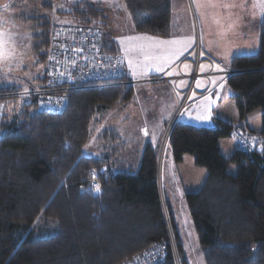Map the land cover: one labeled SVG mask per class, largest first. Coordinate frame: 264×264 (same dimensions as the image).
Masks as SVG:
<instances>
[{"label":"trees","instance_id":"1","mask_svg":"<svg viewBox=\"0 0 264 264\" xmlns=\"http://www.w3.org/2000/svg\"><path fill=\"white\" fill-rule=\"evenodd\" d=\"M123 1L136 32L169 35L170 0ZM67 13L82 25L104 15L99 4L84 1ZM21 18L32 27L38 61L47 62L50 19L35 11ZM104 46L118 51L107 35ZM228 68L225 83L240 119L264 109V18L257 50L233 55ZM127 78L60 90L67 104L55 113L38 111L36 95L0 84V264H122L155 244L165 253L157 264H188L167 206L169 221L164 216L152 145L145 144L136 169L115 158L112 172L109 154L117 155L120 136L110 126L101 136L112 141L109 154L81 153L96 113L133 97ZM35 79L32 90L44 87L45 70ZM236 129L260 142L227 158L218 141ZM166 147L176 160L189 154L206 168L200 189L185 195L205 264H264V111L256 131L217 117L213 126L175 121ZM230 162L238 164L234 174L226 170Z\"/></svg>","mask_w":264,"mask_h":264},{"label":"rangeland","instance_id":"2","mask_svg":"<svg viewBox=\"0 0 264 264\" xmlns=\"http://www.w3.org/2000/svg\"><path fill=\"white\" fill-rule=\"evenodd\" d=\"M77 1L97 3L101 6L104 15L94 19L91 25L100 27L104 35L112 40L125 58L129 77L136 81L131 99L96 113L91 125V134L81 153L109 154L112 141L101 136L103 129L111 126L120 136L119 141L116 140L115 143L114 154L117 155L109 154L111 171L117 170L115 158L127 161L136 169L139 166L141 151L149 142L158 153V186L165 219L169 221V216L172 219L187 263L205 264L185 195L200 189L207 171L205 167L194 162L192 155L183 154L181 160H176L172 151L166 147V139L175 121L196 126H213L216 117H226L231 121L237 118L235 125L241 122L242 125L247 123L254 130L260 128V117L264 109L254 108L241 120L234 101L227 99V90H230L223 81H220L219 83L223 84L210 94V98L220 100L209 108L190 105V96L200 81L198 77L203 76L206 82L216 74L214 71H218L221 75H218L217 79H223L224 76L226 78L233 72L228 68L233 55L256 51L258 23L264 18L261 15V7L264 5H259L258 0H170V33L162 38L136 32L123 0H6L3 6H0V32L6 34V50L11 52V55L0 59V84H13L23 89V92L31 91L38 84L35 77L42 74L47 66V62L38 61L32 50V27L28 21L21 18V13L35 11L45 14L52 24H78L77 20L67 13ZM41 3H45V7L39 5ZM161 41L176 43H160ZM182 49L188 50L185 53ZM183 57L186 61L180 63L179 60ZM173 61V67L169 68L167 76L180 70L189 74L194 71V66L199 74L193 81H185L188 83L186 87L189 83L192 87L186 99L187 103L183 107L181 104L179 108L184 94L183 90L181 91L184 82L176 85L177 81H174L173 90H169L162 87L163 81H159L165 79L160 75H166L161 74V71ZM188 61H191V68L185 70ZM203 62L207 63V72L200 74ZM180 76L182 75L178 78ZM227 100L229 104L231 101L232 106L227 104ZM230 109H233V112ZM209 112L212 115L211 122H201L199 117L207 116ZM144 129L147 130V135L142 131ZM221 142H224V145ZM218 143L222 145L221 153L227 158L239 147L234 135L220 138ZM237 168V163L230 162L226 170L234 174Z\"/></svg>","mask_w":264,"mask_h":264},{"label":"built area","instance_id":"3","mask_svg":"<svg viewBox=\"0 0 264 264\" xmlns=\"http://www.w3.org/2000/svg\"><path fill=\"white\" fill-rule=\"evenodd\" d=\"M104 41V32L98 26L58 23L51 25L45 69L46 85L27 91L36 95L38 111L55 113L62 110L67 104V99L60 90L81 88L94 82L123 79L127 76L123 54L120 51L107 50ZM193 70L188 76L189 81L199 76L197 67L194 66ZM124 82L131 86L136 84L131 78L125 79ZM191 87L189 83V86L183 89L184 94L178 108L187 103ZM2 111L0 105V123ZM233 135L243 150H252L260 142L257 135L241 129L234 130ZM164 255L162 246L155 244L122 264H157Z\"/></svg>","mask_w":264,"mask_h":264},{"label":"crops","instance_id":"4","mask_svg":"<svg viewBox=\"0 0 264 264\" xmlns=\"http://www.w3.org/2000/svg\"><path fill=\"white\" fill-rule=\"evenodd\" d=\"M5 1L6 0H0V6H3V4L5 3ZM0 11H1V9H0ZM58 24H61V23H58ZM186 50H188V49H184L182 52L185 51V53H186L187 52ZM174 60L176 61L177 58H175ZM183 61H186V58L183 59V60L181 58L179 60L180 63H182ZM173 63H174V61L171 62L167 66V68H165L164 70L161 71V74L162 73H165L166 75H160V76H163L165 79L164 80H159V81H163L164 86H162V87H166V89H169V90H173V85H175L174 84V81H175V83L177 81L176 85L178 83H180V82H182V83L184 82L182 84V89H181V91H182L188 85V83L187 82L185 83V81L187 80L189 82L187 75L190 76L191 72L189 74H186L187 72L185 73L182 70H180L179 72L173 71L174 72L173 75L167 76V73L169 72V68H172L173 67ZM201 65H203V69L200 72V74H203V73L207 72V63L203 62V63H201ZM125 67H126V69H125L126 70V74H127V76H129L128 69H127V65H125ZM184 68H185V70L188 69V68H191V61H188V63H186V66ZM214 72L216 74H214L211 77H209L206 82L203 79L204 78L203 76L198 77V79L200 80L198 82L199 83V87H198V84L195 85V87L193 89V92L191 93V96H190V98L192 100V103L190 105H194V106H206L207 108H209L210 106H212L213 104H215L217 101L220 100V98H218L216 100H215L214 97L210 98V94L213 93V91L215 89H217L219 86H221V84H223V83H219L220 81L221 82L223 81L225 83V76L223 77V79H220V78L217 79L216 77L218 75H221V74L218 71H214ZM179 75H182V76H180V78H178ZM178 80H180V81H178ZM211 90H212V92H210ZM227 99H229V100L232 101V99L230 97V92L228 90H227ZM229 100H227V104H229ZM231 101H230V104H229L230 106H232ZM230 110H232V112H233V109H230ZM235 111H236V109H234V113H235ZM220 119H222V120H224V121H226V122H228V123H230V124H232L234 126H237V125H240L241 124V122H239V123H237L235 125L234 122H236L237 118H236L235 121H231L230 119H228L226 117H222ZM245 124L247 125V123H245ZM143 126H145V125H143ZM247 127L250 130H254V129L250 128L248 125H247ZM256 130H258V129H256ZM256 130H254V131H256ZM143 138H144V136H143ZM223 143L224 142H221L222 145H224ZM222 145L219 144V147L221 148Z\"/></svg>","mask_w":264,"mask_h":264},{"label":"snow or ice","instance_id":"5","mask_svg":"<svg viewBox=\"0 0 264 264\" xmlns=\"http://www.w3.org/2000/svg\"><path fill=\"white\" fill-rule=\"evenodd\" d=\"M258 4L259 5H264V0H258ZM261 15L264 16V7H261ZM6 34L4 32H0V59L5 58L6 56H10L11 52L6 50V39H5ZM160 43H176V41H161ZM201 69H203V65H201ZM158 71L160 69H157ZM198 87H199V83H198ZM199 119L201 120V122H211L212 119V115L211 112H209V114L207 116H201L199 117ZM144 131L145 135H147V130L144 129L142 130ZM96 190L99 191L100 190V186L96 185Z\"/></svg>","mask_w":264,"mask_h":264},{"label":"water","instance_id":"6","mask_svg":"<svg viewBox=\"0 0 264 264\" xmlns=\"http://www.w3.org/2000/svg\"><path fill=\"white\" fill-rule=\"evenodd\" d=\"M103 171H105V168L104 167L101 169V172H103Z\"/></svg>","mask_w":264,"mask_h":264}]
</instances>
